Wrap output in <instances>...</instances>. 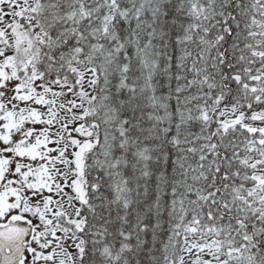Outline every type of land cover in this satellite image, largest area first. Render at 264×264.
<instances>
[{"label": "snow or ice", "instance_id": "obj_1", "mask_svg": "<svg viewBox=\"0 0 264 264\" xmlns=\"http://www.w3.org/2000/svg\"><path fill=\"white\" fill-rule=\"evenodd\" d=\"M0 264H264V0H0Z\"/></svg>", "mask_w": 264, "mask_h": 264}]
</instances>
